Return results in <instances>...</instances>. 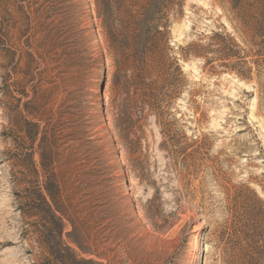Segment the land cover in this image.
<instances>
[{
  "label": "rangeland",
  "instance_id": "obj_1",
  "mask_svg": "<svg viewBox=\"0 0 264 264\" xmlns=\"http://www.w3.org/2000/svg\"><path fill=\"white\" fill-rule=\"evenodd\" d=\"M80 1L88 11L91 33L98 36L100 66L107 59L94 4ZM263 3H171L169 55L181 57L184 85L181 97L165 100L172 102L164 118L169 130L164 134V126L151 116L139 147L120 152L96 102L119 180H106L93 151L81 155L79 171L86 179L80 193L70 199L76 213L64 216V227L38 204L39 194L45 193L43 175L29 173L27 167L23 122L28 98L18 103L11 97L13 80L23 75L9 76L7 50L13 31L4 26L0 32V264H242L239 230L251 214L262 227L264 264V221L262 216L256 218L257 210L264 208ZM7 5V0H0V16ZM105 94L112 95L111 82ZM87 99L81 94L77 101ZM66 155L67 151L62 173L67 178L71 169ZM39 157L36 152V167ZM122 161L130 176L126 185ZM70 186V180L63 183L65 193H70ZM142 207L164 226L155 228Z\"/></svg>",
  "mask_w": 264,
  "mask_h": 264
},
{
  "label": "trees",
  "instance_id": "obj_2",
  "mask_svg": "<svg viewBox=\"0 0 264 264\" xmlns=\"http://www.w3.org/2000/svg\"><path fill=\"white\" fill-rule=\"evenodd\" d=\"M173 2L92 0L107 59L102 77L104 113L120 152L122 148L133 152L139 147L151 116L167 134L169 127L164 118L172 102L165 100L182 95L181 57L169 55L168 18ZM7 3L0 16V32L6 27L13 31V43L7 50L9 76L23 75L22 79L13 80L11 97L18 103L23 97L28 98L23 122L29 150L27 167L29 173L43 175L45 193L39 194V207L58 218L64 227V216L76 213L70 199L80 193L86 179L85 173L79 171L81 155L93 151L99 158L100 171L108 176L106 180H119L94 98L95 72L100 68L98 36L91 33L83 1ZM2 36L0 33V40ZM110 82L112 95L107 97L105 90ZM81 94L88 99L77 101ZM58 98L64 101H57ZM12 108L17 110V105ZM66 151L71 169L67 178L62 173ZM36 152L40 167L34 161ZM127 178L130 183V176ZM67 180L71 182L68 194L63 188ZM142 210L155 228L164 226L156 223L144 207ZM257 216L264 221L263 206ZM250 221L239 230L240 257L242 264H262V227L257 221Z\"/></svg>",
  "mask_w": 264,
  "mask_h": 264
},
{
  "label": "bare ground",
  "instance_id": "obj_3",
  "mask_svg": "<svg viewBox=\"0 0 264 264\" xmlns=\"http://www.w3.org/2000/svg\"><path fill=\"white\" fill-rule=\"evenodd\" d=\"M103 68H104V60L102 59L101 60V65H100V68L98 70V87L95 89V94H96V101L97 103L100 104V111H101V114L103 115L104 117V106H103V99H102V90H101V87H102V77H103ZM115 145V144H114ZM120 169H121V178L124 180L125 182V185L127 184L126 181H127V172L125 171L124 169V163L123 161L120 162ZM135 201V196L133 194L130 195V198H129V202L130 203H133Z\"/></svg>",
  "mask_w": 264,
  "mask_h": 264
}]
</instances>
